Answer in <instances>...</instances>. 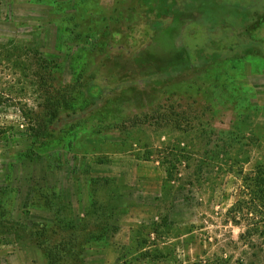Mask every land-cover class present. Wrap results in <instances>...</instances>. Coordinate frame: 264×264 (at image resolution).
<instances>
[{"label":"rangeland","instance_id":"374dc122","mask_svg":"<svg viewBox=\"0 0 264 264\" xmlns=\"http://www.w3.org/2000/svg\"><path fill=\"white\" fill-rule=\"evenodd\" d=\"M139 1L0 0V264L21 247L31 264H264L260 216L230 214L264 167L261 58L238 48L158 91L132 84L108 119L47 140L72 88L108 77L103 29L113 58L144 38ZM247 2L264 40V0Z\"/></svg>","mask_w":264,"mask_h":264},{"label":"trees","instance_id":"16d2710c","mask_svg":"<svg viewBox=\"0 0 264 264\" xmlns=\"http://www.w3.org/2000/svg\"><path fill=\"white\" fill-rule=\"evenodd\" d=\"M139 2L142 21L137 27L141 26L144 38L134 40L128 52L113 58L111 53L116 49L112 39L113 32L109 27L103 29L96 40L94 53L104 55L106 66L107 63H113L108 65L109 75L100 78L95 74L90 82L76 84L72 88L71 97L64 98L60 102L62 105L54 110L51 123L46 128V133H49L48 141L54 140L55 135L74 131L91 120L108 119L114 113L111 106L117 105L120 99L122 102L128 101L126 93L137 91L132 84H141L146 90L158 91L177 78L200 73L225 62L228 59L227 52L238 48L240 52L234 58L239 62L256 57L261 58L260 62L264 63V40H258L252 35V30L261 25L260 19L255 16V2ZM240 29L247 40L238 35ZM125 72L135 76L136 80L128 82L129 76ZM110 77H113V84L116 85L109 83ZM94 82L98 85H94ZM117 94L124 95L125 98L112 100ZM6 132V127L0 126V141L4 140ZM35 143L32 145H36ZM243 182L247 195L250 196L249 207L245 208L244 202H237L230 210L233 222L238 224L242 217L249 214L246 211H249L260 216L259 223L264 229V167H258L252 174L244 177Z\"/></svg>","mask_w":264,"mask_h":264},{"label":"crops","instance_id":"0c3cea01","mask_svg":"<svg viewBox=\"0 0 264 264\" xmlns=\"http://www.w3.org/2000/svg\"><path fill=\"white\" fill-rule=\"evenodd\" d=\"M20 250H18L17 252H16V256H18V258H17V261H19L18 263H16L15 261V259H12V258H10L9 260H10V262L8 263V264H31L29 261H26V262H23L24 261V259H25V257L26 258H28V256H34L35 255V253H37L38 251L35 249V248H33V247H21V248H19ZM31 250H33V251H31ZM35 251V252H34ZM39 253V252H38ZM39 258H41L40 256H38ZM26 260V259H25ZM33 264H35V261H33ZM37 264H39V263H37Z\"/></svg>","mask_w":264,"mask_h":264}]
</instances>
